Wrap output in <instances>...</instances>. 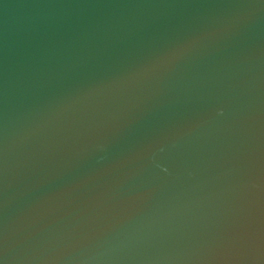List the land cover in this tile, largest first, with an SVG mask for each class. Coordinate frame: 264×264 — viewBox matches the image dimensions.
Listing matches in <instances>:
<instances>
[{"label":"water","instance_id":"water-1","mask_svg":"<svg viewBox=\"0 0 264 264\" xmlns=\"http://www.w3.org/2000/svg\"><path fill=\"white\" fill-rule=\"evenodd\" d=\"M0 264H264V0H0Z\"/></svg>","mask_w":264,"mask_h":264}]
</instances>
